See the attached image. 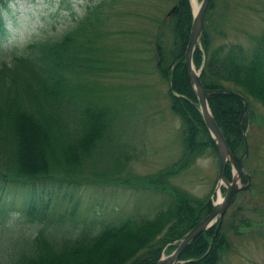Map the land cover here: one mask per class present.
Masks as SVG:
<instances>
[{"label":"trees","instance_id":"1","mask_svg":"<svg viewBox=\"0 0 264 264\" xmlns=\"http://www.w3.org/2000/svg\"><path fill=\"white\" fill-rule=\"evenodd\" d=\"M9 1L0 0V38ZM245 2L224 0L223 17L237 8L253 11ZM173 4L176 8L170 18H155L159 31L152 43H146L152 45L157 73L168 83L170 107L180 119L183 151L178 160L150 173L130 172L134 156L123 157L122 151H116L111 113L93 91L97 78L127 64V59L120 60L108 25L110 16L123 9L122 0L88 4L84 14L63 32L0 50V198L4 184L32 188L47 181L148 188L169 195L168 204L151 217L129 216L98 228L95 220L83 225L57 224L47 218L45 210L36 209L30 198L25 202L26 221L39 226L29 233L25 247L0 264H155L162 252H171L176 246L173 242L211 210L209 194L193 195L171 181L197 158L217 156L183 60L192 23L190 2L173 0ZM214 8L215 0H211L193 63L201 67L204 87L213 90L207 96L210 110L239 165L245 147L241 129L246 130L252 118L250 99L264 108V27L248 37L247 48L215 39L210 32L222 16L215 17ZM255 8L253 12L264 22V0ZM166 26L168 35L163 31ZM107 35L112 59L107 56ZM229 90L247 98L246 113L241 97ZM225 176L231 178L230 164ZM240 208L224 216L217 231L215 224L188 243L178 264H221L230 250L227 232L239 234L235 220ZM238 221L250 223L242 216ZM72 225L78 229L75 235H56Z\"/></svg>","mask_w":264,"mask_h":264},{"label":"rangeland","instance_id":"2","mask_svg":"<svg viewBox=\"0 0 264 264\" xmlns=\"http://www.w3.org/2000/svg\"><path fill=\"white\" fill-rule=\"evenodd\" d=\"M98 1L10 0L3 11L0 50L45 34L61 33L84 14L88 4ZM260 1L246 0L245 4L256 11ZM196 2L198 5L199 0ZM172 5L173 0H122L123 9L110 16L108 25L113 32L112 40L117 41L120 60L126 62L127 59V64L97 78L93 85L98 102L106 105L111 113V137L118 141L116 151H122L123 157L134 156L130 161V172L134 174L166 167L178 160L183 151L180 119L170 107L168 83L157 73L152 45L146 43V40L152 43L159 31L155 18H170L168 11ZM224 9V0H215L214 16L221 14L222 18L210 33L221 41L239 42L249 47L248 37L263 29V20L243 8L228 10L223 17ZM163 31L168 35L169 26ZM106 40H109L108 35ZM113 55L111 41H108L107 56L112 59ZM250 104L252 118L247 124L248 155L244 167L252 174V181L249 190L238 192L226 210L227 218L235 208L241 207L235 220L239 234L234 230L227 232L230 250L221 264H264V108L253 98ZM217 175L218 157H199L171 181L193 195L213 196ZM4 185L0 200L1 218L4 214V219H0V263L25 247L29 233L39 226L26 221L25 202L30 198L36 209L45 210L47 218L57 220V224L83 225L95 220V228L104 222L117 224L129 216L151 217L169 202L168 194L148 188L93 183L58 185L53 181L40 182L32 188ZM240 216L248 219L249 225L240 224ZM77 232L72 225L56 235ZM166 254L164 252L163 256Z\"/></svg>","mask_w":264,"mask_h":264},{"label":"water","instance_id":"3","mask_svg":"<svg viewBox=\"0 0 264 264\" xmlns=\"http://www.w3.org/2000/svg\"><path fill=\"white\" fill-rule=\"evenodd\" d=\"M210 0H201L196 10L193 11L192 24L190 29V34L187 40L186 48L183 54L184 62L186 65V70L195 91V95L198 100L199 109L205 125L207 126L212 139L215 143L217 152H218V175H217V184L215 192L220 189V186H224L225 193L221 198H217L215 202L212 204V209L210 212L204 216L201 220H199L193 227H191L177 242L175 249L165 255L161 256L155 264H178L181 262L179 260V256L183 249L186 247L188 243H190L198 234L207 230L214 223L217 222L216 231L220 226V222L222 221L224 214L231 204L235 193L241 189L246 188L251 180V176L247 172H243L247 177V183H243L240 180L241 174L237 167V164L234 160V157L231 153V150L228 146V143L220 130L218 124L213 117V114L209 108L207 96L213 92V90L207 89L204 87L203 83L200 80V69L197 70L193 64V52L195 50L196 45L200 41V37L203 33L204 19L205 13L209 6ZM176 6H173L168 14H171ZM234 94L239 95L244 103V111L247 109V100L244 96L236 91H230ZM242 138L245 144L244 155L247 154V138L246 132L242 131ZM228 161L233 165L236 174H233L231 180L227 179L225 176V169ZM214 192V193H215Z\"/></svg>","mask_w":264,"mask_h":264},{"label":"bare ground","instance_id":"4","mask_svg":"<svg viewBox=\"0 0 264 264\" xmlns=\"http://www.w3.org/2000/svg\"><path fill=\"white\" fill-rule=\"evenodd\" d=\"M191 3H192V6H193V9L195 10L196 9V7H197V2H196V0H191ZM220 194H219V198H220Z\"/></svg>","mask_w":264,"mask_h":264}]
</instances>
